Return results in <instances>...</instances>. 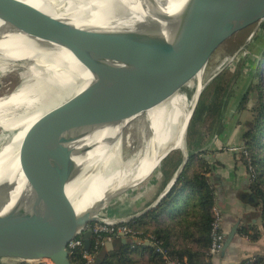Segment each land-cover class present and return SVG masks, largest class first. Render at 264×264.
<instances>
[{"label":"water","instance_id":"obj_1","mask_svg":"<svg viewBox=\"0 0 264 264\" xmlns=\"http://www.w3.org/2000/svg\"><path fill=\"white\" fill-rule=\"evenodd\" d=\"M5 1L3 0L1 4ZM1 9L2 7L0 11ZM16 10L24 14L28 21L42 18L38 8L31 5H20ZM156 15L160 19L170 21L171 29L174 28L167 40L163 33L166 29L158 27L156 23L152 24L154 18L148 19L142 25L144 28L130 35L118 49L113 50L114 45L113 48L108 46V50L103 53L88 56L87 66L96 72L98 80L67 102L42 115L22 137L14 140L10 147L11 152L17 150L18 154L28 156L40 150H44L45 153L49 148L46 147L61 137L63 139L54 145L66 140L71 142L91 130L111 126L107 131L110 135L104 134L76 150L68 147L53 155L24 159L20 172L26 185L19 196L20 201L9 208L8 212L20 215L67 199L69 184L90 167L97 171V162L101 159L96 162L79 160H85L87 154L94 149L107 150L119 141L120 148L116 154L120 156L127 145L125 142L127 131L133 124L142 120L146 122V127L144 126L146 133L142 131L144 134L141 136L142 143L144 145L146 140H152L154 130L147 113L177 95L189 98L197 80L204 77L205 71L218 52L249 30L261 25L264 21V0H187L186 8L179 14L171 15L160 11ZM20 20L17 19L16 22L20 23ZM46 20L39 25L26 22V33L46 38L50 34L61 35L65 29L73 26L65 25L58 18ZM155 31L160 37L152 35ZM260 60L261 55L257 59L254 71ZM220 72L216 73L215 77ZM201 93L192 109L191 118ZM191 118L186 129L184 145L166 151L157 167L158 169L172 151L177 149L182 151L183 163L170 183L152 204L131 216L119 218L117 222H128L146 214L172 187L189 158L186 138ZM120 123H125L124 127L115 130ZM216 137L215 135L199 151H206ZM12 142L11 138L1 140L0 149ZM5 168L0 165V213L4 211L8 198L18 186L14 178L10 181L5 178ZM129 189L135 187L123 188L115 193L119 194ZM243 197L247 202L254 201L250 192L244 193ZM102 221L103 218L98 215L90 217L85 220L82 227L71 233H61V230H58L60 232L24 231L0 234V259L5 263L49 259L53 264H73L67 249L68 242L83 232L85 248L89 250L93 233L90 230L84 231V227L89 222ZM237 228L238 225H235L228 234L224 247L232 241ZM123 240L127 241L126 238ZM106 248L113 249L114 242H108Z\"/></svg>","mask_w":264,"mask_h":264},{"label":"bare ground","instance_id":"obj_2","mask_svg":"<svg viewBox=\"0 0 264 264\" xmlns=\"http://www.w3.org/2000/svg\"><path fill=\"white\" fill-rule=\"evenodd\" d=\"M2 1L0 0V8L2 7L0 44L6 47L0 48V73L8 70L14 63L16 67L23 66L16 62L30 61L31 64L28 72L22 73L24 84L10 95L0 98V129L2 132L0 141L13 137L10 145L6 144L0 149V165L6 167L5 178L9 181L14 178L18 183L8 198L4 211L0 213V234L24 231L60 232L58 230H61V233H71L82 227L86 219L97 216L109 202V196L114 191L141 176L152 163L154 153L158 151L159 156H162L167 148L163 150L161 148L169 138L168 131L171 125H175L177 129L176 141L182 143L181 147L184 145L192 109L204 88L202 79L199 78L194 86L189 107V98L185 95H177L157 109L150 111L149 114L147 113V117L152 122L154 138L145 141L141 148L140 158L132 169H128L126 173L125 167H116L108 180L109 177L105 174L114 165L110 168L104 167L106 150L94 149L87 154L85 160L81 159L79 162L87 160L96 162L101 159L97 162V171L90 167L88 171L69 184L67 199L41 209L20 215L8 212L9 208L20 201L19 196L26 185L20 172L24 159L53 155L68 147L76 150L104 134H109L107 131L111 126L97 128L79 139L71 142L66 140L54 145L63 139L61 137L49 144L45 153H43L44 150H40L34 152V156L33 153L23 156L18 154L17 150L11 152L10 147L14 140L22 137L42 115L67 102L98 80L96 72L87 66L88 56H97L108 50L110 46L113 48V45V50L118 49L130 35L141 31V28H144L142 25L148 19L154 18L152 24L156 23L158 27L166 29L163 33L167 40L174 28L171 29L170 21L158 18L156 14L160 11L171 15L179 14L186 8L187 0H74L77 4L69 0V6H64L65 0H6L4 4H1ZM20 5H31L38 8V13L42 18L28 21L24 14L16 10ZM61 7L64 8L63 12L60 10ZM51 18H58L65 25L73 26L65 29L61 35L50 34L46 38L26 33V22L39 25L45 19ZM17 19H21L20 23L16 22ZM152 35L160 37L157 31ZM62 69L64 71H61ZM81 80H83L82 83ZM32 88H34L33 91H31ZM43 89H45L46 97L41 99L37 96L42 95ZM124 124L120 123L115 130H121ZM102 129H104L103 132L98 134ZM145 179L146 176L141 181ZM27 217H30L29 220H25Z\"/></svg>","mask_w":264,"mask_h":264},{"label":"trees","instance_id":"obj_3","mask_svg":"<svg viewBox=\"0 0 264 264\" xmlns=\"http://www.w3.org/2000/svg\"><path fill=\"white\" fill-rule=\"evenodd\" d=\"M254 37L253 40L259 42L255 54L252 53L254 66L261 55L254 76L258 81L254 82L251 77L240 80L244 76L242 71L231 73L226 68L208 83L188 127L186 145L189 158L185 168L155 207L126 223L137 232L138 240L130 237L124 243L122 239H116L114 249L103 248L99 251L95 264H166L164 254L145 239L156 241L167 256L182 264H213L209 250L215 220L214 208L218 207L220 200L218 185L223 178L213 174V168L206 158L207 151L199 150L215 135L222 137L225 134L229 125L227 115L234 120L237 118L243 148L248 152V158L239 152L240 160L253 167L254 176L248 179L249 190L264 231V21ZM248 58H244L243 62ZM235 99H238V103L234 102ZM231 109L236 111L231 113ZM246 111L252 116L246 121L239 120ZM172 145L167 147L165 154L172 147L180 148L179 145ZM183 158L181 150H174L162 161L159 167L163 175L162 191L180 168ZM241 232L250 240H256L261 235L260 230L247 226ZM71 261L73 264H83L78 254L72 255ZM243 263L264 264V258H248Z\"/></svg>","mask_w":264,"mask_h":264},{"label":"rangeland","instance_id":"obj_4","mask_svg":"<svg viewBox=\"0 0 264 264\" xmlns=\"http://www.w3.org/2000/svg\"><path fill=\"white\" fill-rule=\"evenodd\" d=\"M69 2H70L69 0H65L63 2L65 4L64 6H69L68 5ZM73 3H76V1L73 0ZM60 10L63 12L64 8L61 7ZM257 29L258 28H253V29L249 30L248 32H246L245 34L240 36L232 44H230L228 47L223 48L218 52V54L215 56V58L212 60V62L208 66L207 70L205 71L204 77L201 78L202 81L204 82V88L215 77L216 73L220 72V70L222 68H224V66H228L226 64L228 63L229 59L232 58L235 54H237L236 58H235V64H232V66H228L227 69H229L231 73H233L234 71H239V70L242 71L244 76H242V78L240 80H245V77H251V78H253L254 82L258 81V79L256 77H254L255 76V71H254L255 67H254V63H253V57L254 56L252 55V53L255 54L254 51H256V49H258V47H259V42L253 40L255 38L254 34L256 33ZM4 47H6V45L0 44V48H4ZM247 56H249V58L244 63L243 59L246 58ZM14 64H13V66L9 67L8 70H5V71L0 73V98H3V97L10 95L16 89H18L19 87H21L24 84L25 81L23 79L22 73L28 72L27 70H28L31 62L30 61L16 62V64H22L23 65L22 67H16V66H14ZM223 70L224 69H222V71ZM61 71H64V70L62 69ZM262 75H263L262 83L264 84V64H263V69H262ZM82 82H83V80H81V83ZM236 87H238V86H236ZM204 88H203V90H204ZM33 90H34V88L31 89V91H33ZM193 92H194V90H192V92L189 95L188 107H189L190 101L192 100ZM37 97L44 99V97H46L45 89L42 90V95L37 96ZM234 102L238 103V99L237 100L235 99ZM252 103H253V100H252ZM252 103H251V105H252ZM234 111H236V110L231 109V113H234ZM251 116H252L251 113L249 111H246L244 114H241V116L239 117V120H242V121L245 120L246 121ZM228 118L230 119V117H228ZM145 125H146V122H143V120H142V121H139L138 123L133 124L132 128H130L127 131V135L125 138V142L127 145H125V148L122 150V154L120 156H118L116 154V153H118V150L120 148L119 147L120 141H119V143L117 142L113 147L106 150L105 156H104V162H103L104 167L110 168L114 165L108 171V173L105 174L106 176L109 177L108 180L110 179V176L116 170L115 169L116 167H118V168L125 167L126 168L125 172H126L128 169L129 170L132 169L134 164L138 161V159L140 158V155L142 153L141 148L143 147L141 136L144 133H146L145 132L146 131ZM237 129H240V128H237ZM168 132H169V138L162 145V150L166 149L167 147L171 146L172 144L173 145L174 144L179 145L181 147L182 143L179 141H176V138H178V137H177V129H176L175 125H171ZM1 133L2 132L0 129V134ZM11 139H13V137H11ZM217 139L218 138L216 137L215 140H217ZM215 140H214V142H215ZM214 142L208 149H206V151L208 153L206 155V158L209 161V163L211 164V167H213V164H216V162H217L214 160H217L216 153H217V149L219 148L218 145L216 144V142L215 143ZM224 143L225 144L223 146H221L220 148L228 147L229 150H232V152L235 153L236 160L242 162L240 160L241 156L239 155V152H243L244 156L246 158H248V152L243 148V141H242L241 145H237V144L232 145V142H228V141H225ZM219 145H221V144H219ZM234 147H235V149H233ZM34 154L35 153H33V156H34ZM153 157L154 158L152 160V163L147 167L146 171L143 174H141V176L137 177L136 179L131 181V183H128L127 185H124L122 188H120V189H123V188L135 187V189H129V190L122 192V193H119V194L115 193L116 191H114L113 192L114 194L112 193L109 196V198H110L109 202L106 204V206L104 208H102L99 211L98 216H100L101 218H106V219L108 218L110 220L117 222L119 220V218L129 216L133 213L139 212L141 209L144 208L142 206V205H144V203L141 204L142 200L139 198L138 193H135V191L138 188L137 186L143 185L148 180H154V178L156 177L158 169L153 171V167L159 163V160L161 157L159 156L158 151L153 154ZM245 166H246V168L248 167L247 165H245ZM152 171H153V173L147 179L141 181V179H143L144 176L147 177V175H149ZM247 173H248V178H251L252 176H251L248 168H247ZM46 262L53 264V262L49 259H47Z\"/></svg>","mask_w":264,"mask_h":264},{"label":"crops","instance_id":"obj_5","mask_svg":"<svg viewBox=\"0 0 264 264\" xmlns=\"http://www.w3.org/2000/svg\"><path fill=\"white\" fill-rule=\"evenodd\" d=\"M228 117L230 116H226V122L229 125L225 134L215 140L219 148L216 153L217 160H214L217 162L213 164L212 168L215 176L223 178V182L218 185L220 196L218 208L221 211L222 230L226 238L235 225H238V228L232 241L213 259V264H242L248 258H264V231L261 228L260 220L256 216L257 207L253 202L245 201L243 197L244 193L250 192L247 168L244 163L236 160L235 153L229 150L228 147L220 148L225 144V141L232 142V145H241L242 143L241 131L237 129L240 128L237 124V118L234 120V118L230 117L229 119ZM164 154L165 152L162 154L159 163L165 156ZM159 163L153 167V171L157 169ZM153 171L147 175L146 179ZM162 181L163 175L160 168H158L154 180H148L136 189L135 193H138L139 198L142 200L141 204L144 203L142 205L144 208L152 204L162 193ZM245 226L260 230V237L256 240H250L244 236L241 231ZM117 239H122L124 243L127 242L123 238Z\"/></svg>","mask_w":264,"mask_h":264},{"label":"built area","instance_id":"obj_6","mask_svg":"<svg viewBox=\"0 0 264 264\" xmlns=\"http://www.w3.org/2000/svg\"><path fill=\"white\" fill-rule=\"evenodd\" d=\"M236 55L237 54L230 58L226 65L232 66V64H235ZM228 66H224L222 69H226ZM222 69L220 71H222ZM233 149H235V147ZM247 168L249 169L251 176H254L253 167L248 165ZM214 212L215 220L213 222L212 243L209 250V256L212 259V262L213 259L224 249L226 240V235L222 230L221 211L218 207H215ZM126 223L127 222H115L108 218H103L102 222H89L84 227V231L90 230L93 233L91 248L89 250L85 248V240L82 232L68 242L67 249L70 257L74 254H78L83 264H95L99 251L106 248L108 242H113L117 238L130 237L133 240H138L136 237L137 232L130 228ZM145 240L148 243L156 245L157 251L164 254L166 264H182L167 256L166 251L162 247L158 246L156 241H152L151 239ZM46 260L47 259L5 263L2 259H0V264H50L47 263Z\"/></svg>","mask_w":264,"mask_h":264}]
</instances>
